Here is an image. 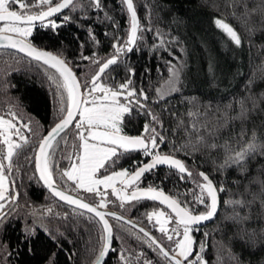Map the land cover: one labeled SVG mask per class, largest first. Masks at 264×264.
<instances>
[{
  "label": "trees",
  "instance_id": "1",
  "mask_svg": "<svg viewBox=\"0 0 264 264\" xmlns=\"http://www.w3.org/2000/svg\"><path fill=\"white\" fill-rule=\"evenodd\" d=\"M81 2L87 8V0ZM227 2L228 0H135L142 23L148 22L150 17L149 26L153 31H146L144 40L138 42V47H134L130 53L121 54L118 63L110 66L102 77L105 83L115 86L125 82L128 69H134L133 86L137 90L143 88L147 93L149 100L145 103L160 117L164 126L161 131L176 147L186 140L183 129H177V123L182 121L189 125L193 119L189 116L190 112L208 111L211 116L218 106L223 108L234 97H244L249 79L255 81L252 85L253 95L264 93V30H257L249 37L245 26L237 19L242 10L227 7ZM255 2L258 0H247L249 7ZM103 3L104 11L118 22V29L111 22L104 21L103 12L87 9L88 18L84 19L79 11L69 12L65 9L63 14L70 15L72 22L55 30L40 27L37 22L29 40L62 55L75 68L82 83L90 80L98 67L83 60L80 53L91 56L95 52L99 58L110 57L114 51L111 47L114 41L113 36L106 33L126 40L129 27L127 14L121 12L119 0H103ZM233 11L236 12L235 17L231 15ZM217 17H225L226 22L237 30L242 38V46H235L222 30L216 28L214 19ZM52 19L61 23L59 16ZM260 21L259 15H252L248 23L249 26L260 29ZM89 27L99 41L98 45H94L89 39ZM156 30L164 34L166 41H171L166 43L165 48L172 55L165 48L158 47L160 40L155 34ZM167 60H172L178 67L182 66L177 84L180 90L156 103L158 97L155 89L163 87L170 77L169 66L165 63ZM54 74L55 70L42 62L34 61L15 49L0 48V114L8 116L11 109L18 114L19 119L15 121L18 127L22 123H29L33 130L29 132L21 127V132L29 138V145L25 147L20 158H14L15 166L7 173L11 180H15L11 190L19 192L20 195L15 201L4 202V212L7 215L0 223V264H91L98 255L99 224L88 221V216L92 214L85 212L84 216H78L72 211V207L53 197L38 179L34 168V152L40 136L61 116L60 107H66V104H61L60 93L49 79ZM260 107L264 108V102ZM235 110L236 105L233 103L231 114L234 115ZM199 119L203 121L205 118L201 116ZM147 122L148 117L134 109L130 117L125 116L123 131L130 136L141 135ZM246 127L249 130L256 129L261 139H264V112L257 110L251 113ZM239 129L240 122H233L219 133L217 142L230 140L229 133L234 137ZM67 141V144L61 143L56 150L54 161L59 169L69 167V161L63 157L77 151L73 145L79 141L75 139L74 130L71 128L67 130ZM173 143L162 145L161 151L172 153ZM241 144L232 141L234 148H239ZM0 148L3 146L0 145ZM172 154L186 161L194 173L204 171L214 183H222L228 189L220 194L221 208L217 218L205 222L200 226V232L193 233L197 241L204 239L203 232L210 233L204 254L209 264H217L218 252L223 257V264H233L228 259V250L239 257L241 264H264V220L256 218L259 205L253 207L252 220L242 226L224 219L231 214V209L224 206L223 201L237 193H243L244 186L248 183L247 177H242L235 167L224 173L216 171V166L225 156L219 148H201L190 156L182 151ZM25 155L32 159L26 160ZM147 158L140 152L128 153L121 157L116 170L126 168L127 165L129 166L126 169L131 170L133 162H143ZM262 166L264 157L256 156L248 163L249 175L260 174ZM54 172L57 182L62 183L59 180V170L54 168ZM178 175H172L166 166H158L152 173L145 174L140 185L158 186L170 194L184 193L195 187L187 179L180 181ZM234 181L240 183L234 184ZM64 187L67 188L68 185ZM250 190L258 192L259 188L250 186ZM80 195L88 196L82 191ZM108 198L113 201L116 199L110 193ZM88 199L94 202L92 198ZM109 207L130 215L148 227L155 236L160 237V233L148 222L146 214L165 206L142 200L126 204L124 209L118 207V202L116 205L109 204ZM48 208L52 209V213L47 212ZM79 211L82 210H76ZM239 211L241 215L244 214V210ZM111 223L114 225L113 247L118 251L125 248H131L134 253L144 251L151 260L167 264L157 252L135 239L137 229L129 234L116 227L119 222L111 220ZM28 229H32L34 234L27 235ZM165 246H168L167 242ZM93 248L97 251H91ZM104 264L122 262L116 253L110 252Z\"/></svg>",
  "mask_w": 264,
  "mask_h": 264
},
{
  "label": "snow or ice",
  "instance_id": "2",
  "mask_svg": "<svg viewBox=\"0 0 264 264\" xmlns=\"http://www.w3.org/2000/svg\"><path fill=\"white\" fill-rule=\"evenodd\" d=\"M119 5L121 12L127 14L126 19L129 25L126 32L127 38L122 40L114 34L106 33V35H112L114 41L111 45L113 54L107 58H99L95 52L91 56L81 52L80 56L83 60L98 67V71L91 79L82 83L62 55L38 49L31 43L29 37L37 22L40 27L52 30L72 22L70 15L63 14L65 9L69 12L79 11L84 19L88 18L87 9H95L97 13L103 12L104 21L111 22L118 29V22L104 11L103 0H87V8L81 0H0V48L15 49L26 57L42 62L55 70V74L49 79L60 93L61 104H66V107L61 106L59 109L61 114L59 122L36 145L35 171L38 173V179L43 182L53 197L72 207V211L78 216H84L85 212L92 214L88 216V221L99 224L100 246L92 264H104L110 252L116 253L122 264H159V261L148 258L144 251L134 253L131 248L119 251L114 248V225L109 218L119 222L116 227L129 234H132L133 229H137L134 234L135 239L146 244L153 252H157L167 264H209L204 254L210 233L203 232L204 239L201 241H197L193 233L200 232V226L205 222L214 221L217 218L221 208L220 194L227 192L228 189L222 183L219 185L214 183L204 171L194 173L186 161L172 153L182 151L186 156H190L201 148L221 149L225 156L216 166V171L224 173L227 169L235 167L242 177L248 179L243 193H237L236 196H230L223 201L224 206L231 209V214L224 219L242 226L252 220L253 207L258 204L256 218L264 220V166L261 167V173L254 176L249 175L248 168V163L256 156L264 157V139H261L256 129L249 130L246 127L251 113L257 110L264 112V108L260 107L264 102V93L259 96L253 95L252 85L255 81L249 79L246 85L247 94L244 97H234L223 108L218 106L211 116L208 115V111L190 112L189 116L193 119L189 125H185L182 121L177 123V129H183L186 140L185 143L176 147L161 131L164 126L160 117L145 103L149 100L147 93L143 88L137 90L133 86L134 69H128V78L125 82L115 86L105 83L102 79L106 70L118 63L121 54L132 52L134 47H138V42L144 40V33L153 31L149 26L150 17L148 22L142 23L135 0H119ZM226 6L242 10L241 16L237 19H240L241 24L245 26L249 37L257 30H264V0H258L251 7L247 0H228ZM231 15L235 17L236 12L233 11ZM252 15L260 16V29L249 26L248 22ZM54 16H59L61 23L52 19ZM214 24L235 46H242L240 34L226 22L225 17L215 18ZM87 32L92 43L98 45L99 41L90 27ZM155 34L160 40L159 48H165L166 43L171 42L166 41L164 34L158 30ZM165 50L172 55L169 49L165 48ZM165 63L169 66L170 77L163 87L155 89L158 97L156 103L172 92L180 90L177 84L180 81L182 66L178 67L172 60H167ZM233 103L236 105L234 115L231 114ZM134 109L143 112L148 117V122L144 124L141 135L130 136L124 133L123 123L125 116L130 117ZM7 115L10 118L0 115V145L4 146L0 148V223L7 215L4 212L6 207L4 202L15 201L20 195L19 192L11 190L15 180H11L6 173L12 171L15 166L14 158H20L25 147L29 145V138L21 132V127L29 132L33 131L29 123H22L21 127L17 126L15 121L19 117L15 111L9 109ZM201 116L205 118L203 121L199 119ZM235 121L240 122V129L236 136L233 137L229 133L230 140L218 143L219 133ZM69 128L74 130L75 139L79 143L73 145L77 149L76 152L63 157L69 161L70 166L59 169L54 157L61 143H68ZM62 133L65 135H61ZM245 137L247 140H244ZM232 141L237 144H241V141L243 143L239 148H234ZM167 143H173L172 153L161 151V146H166ZM131 152L142 153L144 157L150 158L149 162H133L131 170L126 168L116 170L121 157ZM24 158L32 159L26 155ZM158 166H166L172 175L179 174L180 181L187 179L195 187L184 193L173 194H165L158 186L149 185L141 188L140 183L145 174L152 173ZM54 168L59 170V180L62 183H57ZM68 182L71 183L68 184ZM64 185L68 187L65 188ZM250 186H257L259 191H251ZM81 191L88 196H81ZM69 192H74L76 195H71ZM109 193L116 198L115 201L109 200ZM97 197L98 199H95ZM88 198H92L94 203L87 202ZM142 200L158 202L159 205L165 206L153 209L146 214L148 222L160 233L159 238L152 235L146 227L140 226L122 214L108 210L109 204L116 205L118 202V207L124 209L126 204ZM77 209L82 211L76 212ZM239 210H244V214L241 215ZM47 212L52 213V209L48 208ZM126 225L131 227L126 228ZM170 225L174 226L170 227ZM241 230L244 229L241 228ZM26 234L32 235L34 232L28 229ZM91 251L96 252L97 249L93 248ZM228 259L233 264H241L239 257L230 250H228ZM216 260L217 264H223V257L219 252Z\"/></svg>",
  "mask_w": 264,
  "mask_h": 264
},
{
  "label": "water",
  "instance_id": "3",
  "mask_svg": "<svg viewBox=\"0 0 264 264\" xmlns=\"http://www.w3.org/2000/svg\"><path fill=\"white\" fill-rule=\"evenodd\" d=\"M31 43L35 46V47H37L38 49H41V50H45V51H49V52H52L53 54H56V55H60L58 52H56V51H54V50H52V49H50V48H48V47H44V46H40V45H37V44H35V43H33L32 41H31ZM63 57V56H62ZM64 58V57H63ZM69 66L70 67H72L73 68V71L77 74V71L75 70V68L69 63ZM97 71H98V69H97ZM96 71V72H97ZM77 76H78V74H77ZM78 78H79V76H78ZM83 90V89H82ZM59 119H60V117H58L52 124H50V126L42 133V135L40 136V138H39V140H38V142H37V144L39 143V141H40V139L43 137V136H46L47 134H48V132L51 130V128L56 124V123H58L59 122ZM36 144V145H37ZM36 148V147H35ZM163 153H168V152H163ZM35 155H36V151L34 152V160H35ZM177 158H179V159H181L180 157H178L177 156ZM149 159L150 158H147L146 160H144L143 162L144 163H147V162H149ZM182 160V159H181ZM34 168H35V163H34ZM36 172V171H35ZM36 175H37V177H38V173H36ZM41 183L43 184V182L41 181ZM58 183V182H57ZM59 184V183H58ZM44 185V184H43ZM147 186H149V185H140V187L141 188H144V187H147ZM66 188V187H65ZM159 188V187H158ZM160 190H163L164 192H165V194H170V193H168L166 190H164V189H162V188H159ZM69 194H71V195H76V193H74V192H69ZM82 196V195H81ZM87 202H89V203H94L93 201H91L90 199H87ZM103 210V209H102ZM108 210H111V211H114V212H117V213H119V214H122V215H124L126 218H128V219H131V220H133L134 222H136L137 224H139L140 226H142V227H146L144 224H142V223H140L139 221H137L135 218H133V217H131L130 215H128V214H125V213H123V212H121V211H119V210H117V209H115V208H112V207H109V209ZM110 219V218H109ZM110 222H111V220H110ZM148 230H150L148 227H146ZM151 231V230H150ZM151 233H152V235H154V233L151 231ZM155 236V235H154ZM92 264V263H91Z\"/></svg>",
  "mask_w": 264,
  "mask_h": 264
},
{
  "label": "rangeland",
  "instance_id": "4",
  "mask_svg": "<svg viewBox=\"0 0 264 264\" xmlns=\"http://www.w3.org/2000/svg\"><path fill=\"white\" fill-rule=\"evenodd\" d=\"M0 115H3V116H5V118H10L9 116H6V115H4V114H0ZM3 146V145H2ZM4 147V146H3ZM5 163H6V161H5ZM7 174V173H6Z\"/></svg>",
  "mask_w": 264,
  "mask_h": 264
},
{
  "label": "flooded vegetation",
  "instance_id": "5",
  "mask_svg": "<svg viewBox=\"0 0 264 264\" xmlns=\"http://www.w3.org/2000/svg\"><path fill=\"white\" fill-rule=\"evenodd\" d=\"M129 165L126 166V168H128Z\"/></svg>",
  "mask_w": 264,
  "mask_h": 264
}]
</instances>
